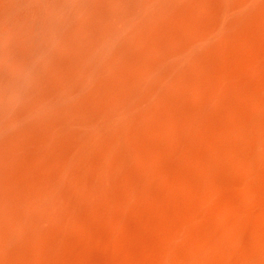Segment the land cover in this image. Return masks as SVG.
Segmentation results:
<instances>
[{
	"label": "bare ground",
	"instance_id": "bare-ground-1",
	"mask_svg": "<svg viewBox=\"0 0 264 264\" xmlns=\"http://www.w3.org/2000/svg\"><path fill=\"white\" fill-rule=\"evenodd\" d=\"M0 264H264V0H0Z\"/></svg>",
	"mask_w": 264,
	"mask_h": 264
}]
</instances>
